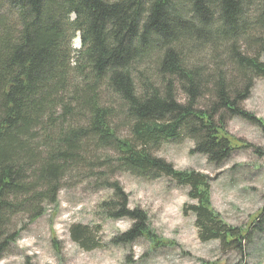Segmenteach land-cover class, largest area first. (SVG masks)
<instances>
[{
    "label": "trees",
    "instance_id": "obj_1",
    "mask_svg": "<svg viewBox=\"0 0 264 264\" xmlns=\"http://www.w3.org/2000/svg\"><path fill=\"white\" fill-rule=\"evenodd\" d=\"M204 52L213 71L200 66ZM263 54L264 0H0V261L22 232L14 220L42 217L64 177L107 150L133 177L188 187L199 238L245 252L250 231L212 208L209 178L154 152L187 138L219 166L241 148L226 117L254 120L241 105L264 79ZM120 128L131 137L120 138ZM110 186L120 218L137 222L124 242L144 237L145 216L126 212L122 189ZM110 205L101 209L109 214ZM253 227L264 233V209ZM72 237L91 247L87 229L74 227Z\"/></svg>",
    "mask_w": 264,
    "mask_h": 264
},
{
    "label": "rangeland",
    "instance_id": "obj_2",
    "mask_svg": "<svg viewBox=\"0 0 264 264\" xmlns=\"http://www.w3.org/2000/svg\"><path fill=\"white\" fill-rule=\"evenodd\" d=\"M72 48L81 49L79 34L72 40ZM208 54L204 52L195 61L199 58L204 62L201 67L213 71L215 63ZM226 54L222 48L217 60L223 62ZM250 93L241 110L254 120L225 115V130L242 145L221 165H211L204 155L195 153L194 142L187 138L165 142L154 152L156 158L177 171L209 178L212 208L230 227L250 231L252 239L245 252L222 251L219 241L203 242L199 238L196 217L186 210L196 204L189 197L188 187L165 176L154 180L133 177L117 168V154L107 150L88 156L94 159V167L81 165L64 177L58 203L47 205L42 217L32 224L22 217L14 220L22 232L0 264H264V233L253 227L264 209L263 78L255 80ZM178 95L184 100L181 92ZM119 134L120 138L131 137L127 128H120ZM114 184L125 195V211L145 216L144 237L124 242V235L137 222L120 218V204L110 186ZM106 202L113 208L109 214L101 209ZM112 214L118 218H109ZM74 227L88 230L89 249L73 241Z\"/></svg>",
    "mask_w": 264,
    "mask_h": 264
}]
</instances>
